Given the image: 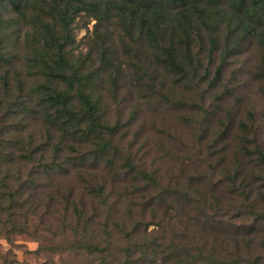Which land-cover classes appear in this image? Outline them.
Returning <instances> with one entry per match:
<instances>
[{"label":"rangeland","instance_id":"1","mask_svg":"<svg viewBox=\"0 0 264 264\" xmlns=\"http://www.w3.org/2000/svg\"><path fill=\"white\" fill-rule=\"evenodd\" d=\"M28 1L18 8L8 0L0 1V42L6 53L0 57L3 107L15 103L19 94L30 93L31 86L39 82L27 68L34 47L28 35L35 25L34 3L39 2L42 10L40 24L60 26L52 1V5L47 0ZM227 5L223 4L230 8ZM110 15L106 24H99L86 11L75 16L70 26L75 37L71 61L76 67L90 54L89 69L102 70L101 79L89 92L99 100L103 123L115 128L112 142L119 152L97 157L94 152L99 139L60 136L54 130V144L45 154L49 162L58 159L62 168L47 171L52 173L51 182H42L48 185L44 188L45 202L31 219L32 234L15 237L13 244L0 238V264H100L97 255L58 250L73 239L70 227L75 206L94 216L93 224L100 231L110 217L109 229L117 248L127 245L123 228L137 225V234L143 237L146 225L160 220L167 222L166 230L176 221L203 226L209 221L206 215L216 210L222 219L219 225L227 231L224 236L219 233V242L225 239L231 254L240 248L244 257L246 253L248 257L264 255V220L258 219L256 233L248 235L246 228L251 224L247 222L254 217L245 207L249 203L256 212H264V63L259 40L250 38L241 57H227L221 75L215 77L219 50L209 61L207 48L211 34L222 48L226 29L220 26L215 33L204 30L201 36L193 35V51L201 61L198 74L207 75L209 70L211 86L204 79L175 76L155 57L159 49L152 46L148 51L136 45L122 28L120 15ZM104 52L109 65L102 60ZM3 78L8 82L7 92ZM19 82L23 84L21 93ZM28 101L39 99L31 94ZM21 117H26L25 124L21 123L26 128L24 136L45 144V126L37 114L30 111ZM110 158H114L112 164ZM129 163L134 171L126 167ZM20 165L21 173H43L35 163ZM143 172L157 177L159 187H150ZM243 188L252 192L250 201H241L242 196H238ZM109 204L113 207L107 210ZM231 206L236 207L235 216L230 213L235 211L229 210ZM205 208L213 210L204 214ZM153 229L151 225L148 232ZM237 233L242 234L243 242L236 245ZM118 254L122 259L121 250Z\"/></svg>","mask_w":264,"mask_h":264},{"label":"trees","instance_id":"2","mask_svg":"<svg viewBox=\"0 0 264 264\" xmlns=\"http://www.w3.org/2000/svg\"><path fill=\"white\" fill-rule=\"evenodd\" d=\"M47 1L49 3V0ZM51 1L55 9L52 10L59 15L57 24L60 26L53 27L43 21L40 24L42 10L40 3L36 2L35 25L33 23L35 29L28 32L34 45L31 57L27 59L28 73L37 77L39 82L31 86L30 93L26 94L21 93L23 84L19 82L18 91L21 95L15 98L16 102L5 107L0 103V238L9 244H13L17 236L32 234L31 219L37 216L43 207L44 190L48 186L47 181L51 182L49 175L52 173L47 171H51L53 167L58 170L62 168L58 159L49 162L45 154L54 144L56 133H60V136L79 137L80 140L99 139L100 143H95L98 147L94 152L97 157L119 152L112 142L115 128L103 123L99 114V100L89 92L90 86L101 79L102 70L89 69L90 54H87L85 60L78 61L76 67L71 61V47L75 37L70 26L81 11L88 12L99 24H106L108 18H111L110 14H119L122 28L130 40L148 51L152 46L159 49L155 57L180 78L193 77L192 80L204 79L208 81L207 85L210 83L207 76L209 70H206L207 75L198 74L201 61L193 51V35L201 36L204 30L215 33L220 26L226 29L225 45L219 48V40L211 34L213 37L207 48L209 61L212 60L214 52L219 50L220 63L215 70V77L221 75L223 65L228 61L227 57L239 58L245 53L250 38L259 40L263 53L261 62L264 63V0ZM9 2L18 8L22 2L29 1L8 0ZM225 3L230 8L223 6ZM230 37L232 40L229 44ZM3 48L4 45L0 42V57L6 55ZM106 56L107 52L102 53L105 65L110 61ZM2 82L7 92L8 82L5 78ZM210 85L212 86V83ZM31 94L39 101H28ZM30 111L36 113L38 120L45 126L48 139L45 144H37L31 137L23 134L26 128L21 123L25 124L26 117H21V114ZM10 120L16 121L15 125ZM20 125L22 128H19ZM54 130L56 133H53ZM37 155L39 157H36ZM114 158L109 159L111 164ZM20 162L35 163L43 173H21ZM126 167L129 171L135 170L130 163ZM141 175L150 187H159V179L152 173L143 172ZM99 190L104 192L102 188ZM250 193L252 192L243 188L238 196H242L241 201H250ZM262 197L264 198V195ZM53 198L50 201L53 202ZM231 199L235 200L234 195ZM109 205L107 210L113 207ZM77 207L75 206L74 223L70 227L73 239L58 250L86 256L97 255L100 264H157L159 261L160 264H261L264 261V255L248 257L246 253L244 257L240 248H236L231 254L226 240L219 242V233L224 236L227 231L225 226L219 225L222 219H219L218 212L215 210L214 213H209V210L213 209H203L204 214L209 213L206 219L214 220L203 226L192 222L181 225L182 221H176L175 225H169L166 230L167 222L160 220L159 223H151L154 229L149 232L151 225L147 224L143 237L137 234V225L128 230L123 228L127 245L117 248V242L112 239V231L109 229L110 217L108 222L101 226L100 231L99 227L93 224L94 216L90 217ZM245 207L254 217L247 222L251 227L246 228L248 235L253 236L257 230V220H264V212H256L249 203H245ZM231 209L235 210L230 211L232 216H235L236 207L231 206L229 210ZM217 219L219 220L215 221ZM177 225L182 226L181 229H178ZM243 229L238 231L243 232ZM241 235L237 233L234 236L236 245L243 242ZM133 239L137 242L134 243ZM251 243L250 240L248 245ZM120 250L122 259L118 254ZM157 256L160 259H156Z\"/></svg>","mask_w":264,"mask_h":264}]
</instances>
